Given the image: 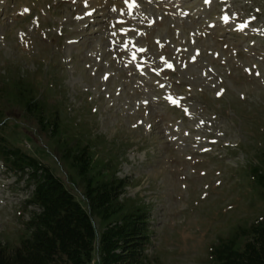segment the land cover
<instances>
[{
	"label": "rangeland",
	"instance_id": "1",
	"mask_svg": "<svg viewBox=\"0 0 264 264\" xmlns=\"http://www.w3.org/2000/svg\"><path fill=\"white\" fill-rule=\"evenodd\" d=\"M18 78L63 135L90 140L104 176L125 180L121 198L148 209L146 264H212L214 245L263 215L264 0H0V133L80 200L50 133L5 97ZM32 191L0 161L9 248Z\"/></svg>",
	"mask_w": 264,
	"mask_h": 264
},
{
	"label": "trees",
	"instance_id": "2",
	"mask_svg": "<svg viewBox=\"0 0 264 264\" xmlns=\"http://www.w3.org/2000/svg\"><path fill=\"white\" fill-rule=\"evenodd\" d=\"M5 82L9 88L5 97L50 133L60 147L62 164L80 178L84 190L78 200L46 162L1 132L0 160L8 172L33 187L27 203L36 211L30 213L18 245L9 248L0 241V264H146L144 252L151 233L148 209L121 198L126 182L104 176L109 165L97 162L90 140L62 134L59 113L48 108L32 83L23 78ZM253 174L264 203V175L257 169ZM93 218L100 221L99 229ZM211 254L212 264H264V213L251 226L222 240Z\"/></svg>",
	"mask_w": 264,
	"mask_h": 264
},
{
	"label": "snow or ice",
	"instance_id": "3",
	"mask_svg": "<svg viewBox=\"0 0 264 264\" xmlns=\"http://www.w3.org/2000/svg\"><path fill=\"white\" fill-rule=\"evenodd\" d=\"M25 11L27 12L28 10L25 9ZM223 19H224L225 21H227V20H228V17L225 16ZM239 27H240L241 29H243L244 27H246V25H245V24H241V25H239ZM168 66L171 67V65H168ZM257 75H259V73H257ZM220 94H221V93H217V95H220ZM168 99H169V101H170L171 103L179 105V101L173 99L172 97H168Z\"/></svg>",
	"mask_w": 264,
	"mask_h": 264
}]
</instances>
